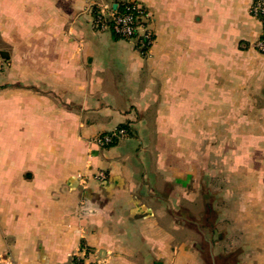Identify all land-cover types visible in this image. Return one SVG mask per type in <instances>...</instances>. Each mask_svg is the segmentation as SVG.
<instances>
[{
	"label": "crops",
	"instance_id": "obj_1",
	"mask_svg": "<svg viewBox=\"0 0 264 264\" xmlns=\"http://www.w3.org/2000/svg\"><path fill=\"white\" fill-rule=\"evenodd\" d=\"M120 1L0 0V264H264L251 0H134L147 55L94 26Z\"/></svg>",
	"mask_w": 264,
	"mask_h": 264
},
{
	"label": "built area",
	"instance_id": "obj_2",
	"mask_svg": "<svg viewBox=\"0 0 264 264\" xmlns=\"http://www.w3.org/2000/svg\"><path fill=\"white\" fill-rule=\"evenodd\" d=\"M249 13L261 23V30L258 38L252 43L255 51L264 55V0H251ZM94 26L99 30H109L121 39L132 43L133 47L142 55H147L154 40L149 27V14L142 4L134 0H124L115 6L103 4L94 17ZM125 128H114L108 132L95 135L92 139L99 146H106L114 139L125 136ZM93 178L104 180L106 173L98 170ZM66 264H103L93 258L91 250L81 245L78 249L69 254Z\"/></svg>",
	"mask_w": 264,
	"mask_h": 264
},
{
	"label": "rangeland",
	"instance_id": "obj_3",
	"mask_svg": "<svg viewBox=\"0 0 264 264\" xmlns=\"http://www.w3.org/2000/svg\"><path fill=\"white\" fill-rule=\"evenodd\" d=\"M245 118H247V117H242V119H245ZM230 119H232V118L230 117ZM231 134H232L231 132H216V131L209 133V155H210V157L216 156L217 148H216L215 140L221 136H224L226 138L227 136H231Z\"/></svg>",
	"mask_w": 264,
	"mask_h": 264
},
{
	"label": "trees",
	"instance_id": "obj_4",
	"mask_svg": "<svg viewBox=\"0 0 264 264\" xmlns=\"http://www.w3.org/2000/svg\"><path fill=\"white\" fill-rule=\"evenodd\" d=\"M97 13H98V9L97 10H95V14H94V17L97 15ZM115 35V34H114ZM118 37V36H117ZM125 128L126 129V133L127 134H129L131 131H130V129H129V126L128 125H126V124H123V125H121V126H118V128ZM106 132H108V131H106ZM105 133V132H104ZM118 139H114L110 144H108V145H111V144H113V143H115L116 141H117ZM108 145H106V146H108Z\"/></svg>",
	"mask_w": 264,
	"mask_h": 264
},
{
	"label": "water",
	"instance_id": "obj_5",
	"mask_svg": "<svg viewBox=\"0 0 264 264\" xmlns=\"http://www.w3.org/2000/svg\"><path fill=\"white\" fill-rule=\"evenodd\" d=\"M115 6V5H114Z\"/></svg>",
	"mask_w": 264,
	"mask_h": 264
}]
</instances>
